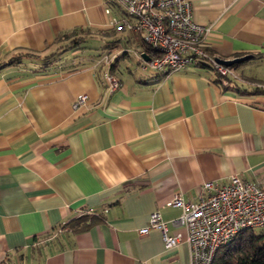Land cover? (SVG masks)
<instances>
[{
  "label": "crops",
  "instance_id": "0c3cea01",
  "mask_svg": "<svg viewBox=\"0 0 264 264\" xmlns=\"http://www.w3.org/2000/svg\"><path fill=\"white\" fill-rule=\"evenodd\" d=\"M189 1L204 48L247 56L227 85L196 63L142 69L140 34L110 24L125 15L113 0H0V62L45 53L73 28L114 56L70 50L55 67H0V264H191L186 241L139 232L150 213L184 238L175 191L194 202L204 182L232 174L264 187V0ZM111 63L113 90L102 76Z\"/></svg>",
  "mask_w": 264,
  "mask_h": 264
},
{
  "label": "built area",
  "instance_id": "2783aa9c",
  "mask_svg": "<svg viewBox=\"0 0 264 264\" xmlns=\"http://www.w3.org/2000/svg\"><path fill=\"white\" fill-rule=\"evenodd\" d=\"M113 1L125 15L112 16L110 24L118 30L127 28L138 32L149 48L148 51H134L142 69L151 73L164 68L178 70L205 57L220 73L221 84L227 85L231 77L238 78L230 66L219 63L205 51L208 28L193 19L189 0ZM128 17L135 22L129 21ZM113 58V54H105L101 61L107 64ZM102 76L109 90L121 85L119 78L109 69L104 70ZM86 99L87 94H79L72 102V108L83 105ZM168 205L182 210L178 220L172 223L179 221L185 225L184 238L179 233L169 234L167 223L157 211L150 213L148 224L139 232L146 233L150 228L160 230L166 247L186 241L190 246L191 264H212L218 249L238 232L264 226V187L237 174H232L225 183L204 182L202 192L194 202H184L179 192L175 191Z\"/></svg>",
  "mask_w": 264,
  "mask_h": 264
},
{
  "label": "trees",
  "instance_id": "16d2710c",
  "mask_svg": "<svg viewBox=\"0 0 264 264\" xmlns=\"http://www.w3.org/2000/svg\"><path fill=\"white\" fill-rule=\"evenodd\" d=\"M92 31L90 29L82 30L80 28H73L71 30L63 31L58 34L54 40L52 49L45 53H18L6 61L0 62V67L5 64L17 62L19 59H30L34 63H38L42 68H50L58 65L62 55L65 51L78 50L84 52L91 59L102 58L105 54H110L109 50L92 53L91 48L84 42L90 38ZM144 44V43H143ZM145 51L149 48L144 44ZM208 55L215 58L214 54L208 49L204 48ZM65 52V53H64ZM78 52V53H79ZM63 53V54H62ZM20 61V60H19ZM196 64L210 67L215 71L217 80L221 83V75L214 68L205 57L197 59ZM114 64L108 66L110 72L113 73ZM261 90H264L261 88ZM89 215V214H86ZM212 264H264V234L256 233L253 228L243 229L236 234V236L228 243L222 245L216 252Z\"/></svg>",
  "mask_w": 264,
  "mask_h": 264
},
{
  "label": "rangeland",
  "instance_id": "374dc122",
  "mask_svg": "<svg viewBox=\"0 0 264 264\" xmlns=\"http://www.w3.org/2000/svg\"><path fill=\"white\" fill-rule=\"evenodd\" d=\"M86 45H88L92 51V53H98V52H103L105 51V48L104 46H101V45H98V41L96 39H93V38H88L85 42H84ZM66 53L69 52V51H65ZM64 52V53H65ZM130 53H132L131 51H129ZM63 54V53H62ZM108 54V53H107ZM132 55H129V58H131ZM131 61L135 64V59L132 57ZM138 66V65H137ZM239 64L232 68V71L233 73L238 77L239 76V73H240V70L238 68ZM255 231H258L257 228H253Z\"/></svg>",
  "mask_w": 264,
  "mask_h": 264
},
{
  "label": "water",
  "instance_id": "95a60500",
  "mask_svg": "<svg viewBox=\"0 0 264 264\" xmlns=\"http://www.w3.org/2000/svg\"><path fill=\"white\" fill-rule=\"evenodd\" d=\"M143 57L145 59H148V56L145 53H142ZM247 56H239V57H234L230 59H223V58H215L219 63L224 64L226 66H231L232 64L236 62H240L243 59H245Z\"/></svg>",
  "mask_w": 264,
  "mask_h": 264
}]
</instances>
